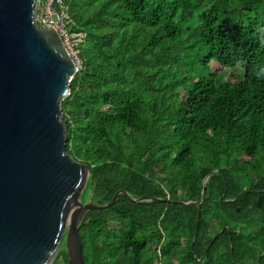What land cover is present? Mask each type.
Here are the masks:
<instances>
[{"label": "trees", "instance_id": "16d2710c", "mask_svg": "<svg viewBox=\"0 0 264 264\" xmlns=\"http://www.w3.org/2000/svg\"><path fill=\"white\" fill-rule=\"evenodd\" d=\"M65 3L87 34L62 106L88 193L165 200L89 211L86 264H264V0Z\"/></svg>", "mask_w": 264, "mask_h": 264}, {"label": "water", "instance_id": "95a60500", "mask_svg": "<svg viewBox=\"0 0 264 264\" xmlns=\"http://www.w3.org/2000/svg\"><path fill=\"white\" fill-rule=\"evenodd\" d=\"M40 0H0V264H51L67 248L86 264L81 220L97 204L89 166L67 149L63 101L78 66L60 33L39 24ZM204 180V187L208 180ZM197 204L201 202H183Z\"/></svg>", "mask_w": 264, "mask_h": 264}, {"label": "built area", "instance_id": "2783aa9c", "mask_svg": "<svg viewBox=\"0 0 264 264\" xmlns=\"http://www.w3.org/2000/svg\"><path fill=\"white\" fill-rule=\"evenodd\" d=\"M39 10L40 16L37 17V21L41 24L46 21L60 33L67 50L76 61L80 71L83 66L80 53L87 34L85 31L75 29L73 18L65 0H47L41 3Z\"/></svg>", "mask_w": 264, "mask_h": 264}, {"label": "rangeland", "instance_id": "374dc122", "mask_svg": "<svg viewBox=\"0 0 264 264\" xmlns=\"http://www.w3.org/2000/svg\"><path fill=\"white\" fill-rule=\"evenodd\" d=\"M39 16H40V12L38 11L37 17H39Z\"/></svg>", "mask_w": 264, "mask_h": 264}]
</instances>
